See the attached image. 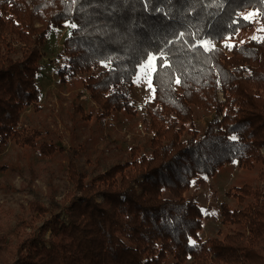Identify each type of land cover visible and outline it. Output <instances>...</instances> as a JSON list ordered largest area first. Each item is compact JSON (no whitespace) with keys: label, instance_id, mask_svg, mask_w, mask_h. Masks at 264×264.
<instances>
[{"label":"trees","instance_id":"trees-1","mask_svg":"<svg viewBox=\"0 0 264 264\" xmlns=\"http://www.w3.org/2000/svg\"><path fill=\"white\" fill-rule=\"evenodd\" d=\"M68 22L57 81L80 75L100 116L136 114L127 86L152 59L141 119L151 152L132 146L90 180L70 164L80 197L67 219L33 199L0 231L16 244L12 264H264V0H0V144H35L41 132L20 118L39 106L43 37ZM231 163L256 167L262 182L228 187L227 230L203 239L202 208L185 192ZM47 212L48 243L41 229L24 231Z\"/></svg>","mask_w":264,"mask_h":264},{"label":"rangeland","instance_id":"rangeland-1","mask_svg":"<svg viewBox=\"0 0 264 264\" xmlns=\"http://www.w3.org/2000/svg\"><path fill=\"white\" fill-rule=\"evenodd\" d=\"M72 25L68 22L61 31L51 29L40 45L44 66L39 78L42 88L39 106L30 105L20 118L23 126L41 132L35 137V144L20 145L13 140L0 144V224L3 227L0 231H7L10 226L6 225H13L18 219L16 213L20 212L21 204L26 205L33 199H39L46 205L51 203L53 213L67 219L66 206L80 197L68 177L70 164L73 163L78 171L85 173V179L90 180L105 168L128 160L132 146H138L147 155L151 152L148 144L151 132L141 119L145 101L153 94L150 80L152 59L139 67L133 85L127 86L136 114L100 116L101 109L91 99L89 91L81 86L80 75L72 76L68 82L57 81L56 69L63 62V39ZM255 29L258 33L259 27ZM250 34L253 35V29L240 31L239 37ZM219 95L221 97L220 92ZM76 105L82 111L75 108ZM206 120L204 116L195 118V128L201 131ZM44 141L54 147L53 153L41 152L40 144ZM259 150L264 154V146ZM257 170L256 167L242 169L231 163L220 168L213 177L192 184L185 192V196H191L202 208L200 234L203 239L219 230H227V226L221 223V203L232 207L236 206V200L228 197L225 191L242 181L252 182L253 185L262 182L257 179ZM96 199H100L99 194ZM50 216L47 212L32 221L31 229L27 227L24 231L39 232L41 229V236L48 243L50 229L41 227V224ZM15 247L16 244L10 246L0 241V264H12L16 259Z\"/></svg>","mask_w":264,"mask_h":264},{"label":"snow or ice","instance_id":"snow-or-ice-1","mask_svg":"<svg viewBox=\"0 0 264 264\" xmlns=\"http://www.w3.org/2000/svg\"><path fill=\"white\" fill-rule=\"evenodd\" d=\"M252 14H249V17L251 16ZM249 17H245V19H248ZM232 139H235V137H233Z\"/></svg>","mask_w":264,"mask_h":264}]
</instances>
